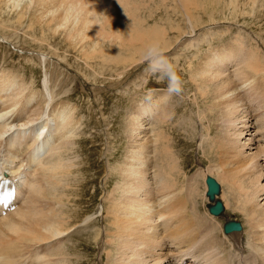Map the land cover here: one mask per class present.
I'll list each match as a JSON object with an SVG mask.
<instances>
[{"label":"bare ground","instance_id":"6f19581e","mask_svg":"<svg viewBox=\"0 0 264 264\" xmlns=\"http://www.w3.org/2000/svg\"><path fill=\"white\" fill-rule=\"evenodd\" d=\"M167 13L166 21L154 17ZM24 16L27 30L40 28L34 41L60 37L102 71L143 65L152 42L177 68L184 59L196 92L209 101L201 124L210 118L220 134L212 142L210 131L195 135L192 126L208 161L195 175L214 177L225 209L244 220L241 230L224 233L220 221L200 213L197 183L178 169L162 132L175 110L167 93L136 101L127 154L105 176L116 185L99 204L101 221L80 219L78 108L58 91V77L45 75L39 90L0 65V182L14 187L10 205L0 206V264H84L89 244L99 251L94 264L102 255L106 264H264V0H0V29L14 30Z\"/></svg>","mask_w":264,"mask_h":264},{"label":"rangeland","instance_id":"374dc122","mask_svg":"<svg viewBox=\"0 0 264 264\" xmlns=\"http://www.w3.org/2000/svg\"><path fill=\"white\" fill-rule=\"evenodd\" d=\"M167 14H156L154 17L166 21L167 17H171L169 13ZM7 17L8 15L2 16L9 24L11 19L9 20ZM24 17L21 19L20 25H15L14 30L0 29V36L4 38L0 40V65L3 69L14 70V73L20 74L25 80L27 79L28 83L35 81L33 82L35 86L32 85V87L39 90L44 88L45 75L48 74L54 80L55 77H58V82L60 81L58 91L64 89L63 93L66 94L67 103L72 108H78L77 114L78 118L81 119L82 128L80 130L81 138L76 140L79 141V145L76 148L75 156H78L77 159L79 160L75 172H80L81 175L75 174L77 179H73V182L78 181V183L74 182V188L80 183V187L74 189L78 190L79 195H75L74 198L78 200L77 209L81 212L80 219L87 214H92V217L100 222L101 217L97 216L99 204L106 192L116 185L115 177L106 178L108 177V166L109 164L115 165L118 160L125 158L127 154V145H129L126 130L127 118L130 113H135L140 109L135 105L136 101L146 100L149 102L154 95L167 93V83L158 82L157 77L153 74L147 78L145 75L148 71L146 62L140 66H132L125 74L111 73L107 70L102 71L99 67L102 64L86 65L75 51L66 46L60 37L46 34L44 43L34 41L32 37H39L40 28L35 26L31 30H27L28 16L26 19ZM147 21L150 26L158 23V20L153 21L150 18ZM166 27L168 28V26ZM225 38H228V36H225ZM217 43V41L213 42V44ZM41 54H45L48 63L44 60L46 63L44 64V61L40 58ZM57 57H60L62 61L57 60ZM56 61H59V63ZM196 63L194 62L195 65ZM184 65L185 60L182 59L181 67L177 68L184 81V90L181 95L176 96L177 100L174 97L175 95L172 96V102L168 108H175V110L170 111L173 117H171L169 124L162 128V132L169 140V147L174 161L178 160L179 162L178 169L183 170V174H186L187 178L192 177L197 183L199 190L197 207L200 213L213 218L212 220L216 219L222 224L226 220H235L242 225L243 218L241 219V216L236 213H231L225 207L220 216L211 215L207 211L209 201L205 195V181L201 175L196 177L195 172L205 167L208 161L201 157L196 140L194 141L192 138L191 129L195 125L196 131H193L194 134L198 135L199 133L206 137L208 136L207 131H210L212 142L217 141L220 134L217 126L210 125V118H206L204 124H201L202 112L208 108L209 101L203 100L196 92L195 85L191 82V74L183 68ZM146 81L151 83H147V86H145ZM198 97L204 103L200 101L196 106ZM212 119L211 121L214 120ZM175 124L180 127H174ZM211 131H214V135ZM201 135L198 137L200 140ZM167 145L166 142L164 147H167ZM208 159L209 164L213 163L211 158ZM160 161V158H158L157 163H160ZM181 178L179 176V179ZM202 192L204 199L200 197ZM220 194L219 199H221ZM96 246L93 244L83 246V252L86 255L82 259L84 264L97 262L99 251ZM105 257V255L100 256L102 264L107 263V257Z\"/></svg>","mask_w":264,"mask_h":264},{"label":"clouds","instance_id":"9594fccd","mask_svg":"<svg viewBox=\"0 0 264 264\" xmlns=\"http://www.w3.org/2000/svg\"><path fill=\"white\" fill-rule=\"evenodd\" d=\"M142 58L147 64V70L157 77L158 82L167 83L169 97L182 94L184 81L179 75L177 65L169 58L159 42L148 44L142 53Z\"/></svg>","mask_w":264,"mask_h":264},{"label":"water","instance_id":"95a60500","mask_svg":"<svg viewBox=\"0 0 264 264\" xmlns=\"http://www.w3.org/2000/svg\"><path fill=\"white\" fill-rule=\"evenodd\" d=\"M206 183V192L205 195L208 197V200L211 201L210 204H207L208 212L212 215L219 216L224 210L223 203L216 196L220 193V184L212 176L205 177ZM242 226L239 222L234 220H226L223 223L224 233H229L231 231L241 230Z\"/></svg>","mask_w":264,"mask_h":264}]
</instances>
